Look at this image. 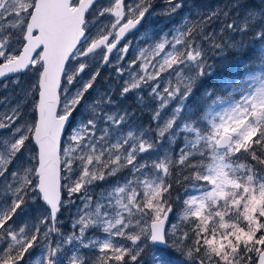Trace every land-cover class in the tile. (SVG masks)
Instances as JSON below:
<instances>
[{
    "label": "snow or ice",
    "instance_id": "snow-or-ice-1",
    "mask_svg": "<svg viewBox=\"0 0 264 264\" xmlns=\"http://www.w3.org/2000/svg\"><path fill=\"white\" fill-rule=\"evenodd\" d=\"M97 2L0 0V78L34 77L0 112V264H145L146 253L148 264H264V70L246 78L251 68L242 70L239 83L226 84L241 94L213 100L227 104L219 110L201 103L214 90L196 99L214 70L209 51L248 53L223 33L251 32L264 43V0H228L195 21L185 18L175 34L145 33L120 95L149 90L158 102L153 136L131 126L127 111H109L110 96L84 104L99 73L86 82L81 74L97 55L107 64L115 50L123 61L130 47L123 41L151 8L149 0ZM213 21L221 22L219 36L207 30ZM257 60L264 65V47L246 63ZM152 152L155 158H143ZM176 168L188 173V186L173 222ZM125 170L128 176L108 183ZM36 203L39 214L17 224ZM65 206L76 209L67 234L58 221Z\"/></svg>",
    "mask_w": 264,
    "mask_h": 264
},
{
    "label": "rangeland",
    "instance_id": "rangeland-1",
    "mask_svg": "<svg viewBox=\"0 0 264 264\" xmlns=\"http://www.w3.org/2000/svg\"><path fill=\"white\" fill-rule=\"evenodd\" d=\"M227 2L228 0H172V3L170 4L169 0H149L151 8L149 13L146 14V18L142 22V26H140L138 30L132 32V34H130V36L124 41V43L130 42L129 51L126 54L125 59L123 61H118L117 56L120 54L115 51L110 58L109 64L103 67V61L100 58V55H97L96 59L90 62L89 67L79 77L80 81L86 82L92 74L97 72L99 73L94 82L93 88L86 94L84 104L87 105L101 96H110L114 101V105L109 107V111H116L117 109L127 111L131 117L129 121L131 126L142 128L144 131L148 132L150 136H153L152 130L155 129L156 125L152 120V113L158 102L152 98L149 94V90L145 88L142 91L136 90L124 96L120 95L123 82L129 78V72L135 70L133 68H129V62L136 58L139 55V49L145 46V33L152 36L153 39H158L169 32L175 34V29L183 24L185 18L195 21L197 20L198 15H204L216 10ZM176 3H181L183 6L175 12H171L170 9L174 7ZM249 3L252 6H256L259 4V0H249ZM105 4L106 0H98L97 7L99 8ZM101 22L106 23L107 18H101ZM220 24V21H213L207 30L209 32H215L217 36H219L221 35L219 32ZM223 36L225 40H231L234 38L237 41L242 40L245 44H248L251 39H254L251 32L241 34L238 32H232L231 30L223 33ZM258 42L261 47H264V43L260 41ZM147 43H151V41H147ZM120 47H123V43ZM205 47H208V45H205ZM208 63L214 66V70L210 76H215L218 72L219 76H224L221 80L222 84L220 83L219 85L221 86L223 94L206 98L207 100H203L201 103L205 111L209 108L219 110L220 107H226L227 104L217 103L216 105H213L212 101L218 98H224L229 93L232 94L233 98H238L241 94L239 89L226 87V84L234 85L235 83H239L242 70L247 68L246 64H243L238 56L227 51H225L221 56H216L212 51H209ZM117 66H120L125 70L123 76L118 74L115 70ZM262 70H264V65L259 64L258 66H255L253 70L251 69V71H244L243 74L246 78V76L256 74ZM239 75L240 78H234V76ZM212 79H215V77H212ZM16 80H18L19 83H13V81ZM217 80L220 82V77H218ZM32 83H34V77L31 74V71L9 76L5 79L0 78V112L5 111L10 104H15L19 100L22 93L28 89ZM161 83L163 84L164 81L162 80ZM79 87L80 83H76V87L72 88V91L74 92L76 88ZM196 99L199 100L200 98L196 97ZM172 107H175V104L170 105L163 115L170 113ZM84 110V108L81 109V111ZM24 111L26 114L25 118L28 119L31 113V104H29ZM2 134L7 135V133ZM30 147L32 146L30 145ZM155 156L156 153L152 152L146 154L143 158H155ZM128 174V171L125 170L118 177L110 179L108 183H113L116 180L128 176ZM187 174V172H183L182 175ZM182 175L181 169L176 168L172 171L169 178V182L173 185L171 192L173 212L170 214V220L173 222H175L176 213L180 211V206L185 196L184 189L188 186L183 181ZM177 181L180 182L178 183ZM105 186L106 185L104 184L100 185V187ZM96 190L99 191V188ZM40 208L41 205L39 203L29 205L27 215L16 218L17 224H22L24 220L38 215ZM62 210L65 213V217L61 218L59 221V227L65 234H67L73 231L71 227L73 221L71 220L72 223L69 224L70 226L67 229V232L65 231V221L69 220L71 213H73L72 217H74L76 209L74 206H65ZM87 235L92 237L100 235V233L98 231H89ZM82 254L91 258L96 255V252L95 250L83 249ZM147 256L148 254L146 253L145 260H147Z\"/></svg>",
    "mask_w": 264,
    "mask_h": 264
},
{
    "label": "trees",
    "instance_id": "trees-1",
    "mask_svg": "<svg viewBox=\"0 0 264 264\" xmlns=\"http://www.w3.org/2000/svg\"><path fill=\"white\" fill-rule=\"evenodd\" d=\"M245 45L248 48V53L245 55V57L243 59H241V62L243 64H246V68L247 69L251 68L253 70L255 66H258L260 64L259 61L258 60L254 61L251 64L246 63V62L249 61L251 58L256 56V54L261 49V46H260L259 42L257 40H255V39H251L249 41V43L245 44ZM212 77H215V79H212ZM218 77H220V82H218V80H217ZM223 77L224 76H219V72L215 76L205 77L204 78V83L201 86L200 91L197 92L196 97L200 98L202 93L205 91V89L214 90L213 96H217V95L223 94L221 86H219ZM226 77H227V75H226ZM234 78L238 79V78H240V75L239 76H234ZM228 79H229V77H228ZM204 100H207V99H204ZM145 264H148V260H145Z\"/></svg>",
    "mask_w": 264,
    "mask_h": 264
},
{
    "label": "flooded vegetation",
    "instance_id": "flooded-vegetation-1",
    "mask_svg": "<svg viewBox=\"0 0 264 264\" xmlns=\"http://www.w3.org/2000/svg\"><path fill=\"white\" fill-rule=\"evenodd\" d=\"M31 116H32V113H30L28 120L32 118ZM25 119H26V118H25ZM72 215H73V213H71V216H70L69 220H66V221H65V231H66V232H67V229H68L69 226H70L69 224L72 223V221H73V217H72ZM63 217H65V213H64L63 210L61 209V212L58 214V221H60L61 218H63ZM71 220H72V221H71Z\"/></svg>",
    "mask_w": 264,
    "mask_h": 264
},
{
    "label": "water",
    "instance_id": "water-1",
    "mask_svg": "<svg viewBox=\"0 0 264 264\" xmlns=\"http://www.w3.org/2000/svg\"><path fill=\"white\" fill-rule=\"evenodd\" d=\"M133 31H135V30H133ZM133 31H131L130 33H132ZM130 33H129V34H130ZM129 34H127V37H128ZM114 51H115V50H114ZM110 56H112V54H111ZM107 64H108V63H107ZM107 64H105V63L103 62L102 65H103V66H106ZM10 76H13V75H10ZM2 79H5V78H2ZM170 214H171V213H170Z\"/></svg>",
    "mask_w": 264,
    "mask_h": 264
}]
</instances>
